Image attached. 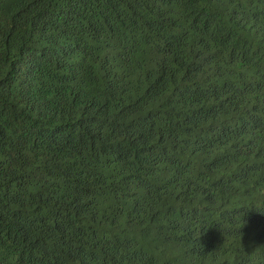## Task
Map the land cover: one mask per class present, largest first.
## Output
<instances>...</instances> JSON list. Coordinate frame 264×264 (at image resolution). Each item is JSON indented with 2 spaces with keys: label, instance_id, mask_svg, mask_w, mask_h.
<instances>
[{
  "label": "trees",
  "instance_id": "16d2710c",
  "mask_svg": "<svg viewBox=\"0 0 264 264\" xmlns=\"http://www.w3.org/2000/svg\"><path fill=\"white\" fill-rule=\"evenodd\" d=\"M0 264H264V0H0Z\"/></svg>",
  "mask_w": 264,
  "mask_h": 264
}]
</instances>
